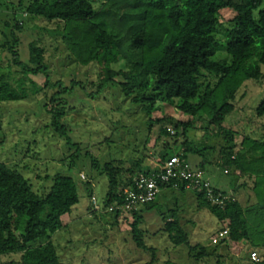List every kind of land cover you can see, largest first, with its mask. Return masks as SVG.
Here are the masks:
<instances>
[{"label": "trees", "instance_id": "trees-1", "mask_svg": "<svg viewBox=\"0 0 264 264\" xmlns=\"http://www.w3.org/2000/svg\"><path fill=\"white\" fill-rule=\"evenodd\" d=\"M6 8L8 14L0 20L3 24L0 50L9 56L6 67L0 63V109L3 102L29 95L45 100V110L51 114L50 127L76 149L70 155L69 167L80 156L89 160L91 173L87 180L78 179L86 191L88 208L94 214L110 213L116 220L129 215L137 247L154 254V249L146 246L144 231L138 224L144 213L156 208L155 198L124 213L125 192L135 189V177L157 173L172 155H180L191 167L203 170L201 164H190L184 157L192 151L189 128L194 119L205 118L208 125L230 137L223 149V171L229 174L230 164L234 177L252 180L253 199L243 206L230 192L234 186L226 190L212 182L213 193L220 191L227 196L222 206L209 201L202 186L185 189L183 182L173 179L159 183L160 190L192 191L197 207L207 210L217 220L215 233L222 236L220 242L229 244L235 254L242 255L246 245L261 250V260H251L252 251L247 253V258L252 264H264V141L244 136L241 147L235 151L231 132L222 126L235 110L234 101L246 81L264 79V0H15ZM220 11H231L234 15L224 24ZM18 14L32 21L40 19L54 24L38 30L53 38L60 37L66 50L65 60L73 67L69 76L51 71L46 48L38 40L29 42V55L25 61L20 60L19 33L24 22L15 18ZM219 51L225 52L230 61L214 60L212 57ZM87 68L94 70V79L90 71L82 72L81 69ZM37 75L43 78L40 87L31 79ZM113 84L119 86L131 104L141 106L147 116V132L151 133L158 124L156 140L166 139L156 166L152 158L148 166L140 160L111 159L101 163L87 152L82 154L68 135L67 125L62 121L70 109L66 95L79 90L93 99ZM88 85L96 90H86ZM161 104L175 107L191 120L176 123L171 135L166 127L170 116L152 117ZM254 110L256 117L264 118V98ZM179 135L183 138L181 150L168 154L167 149L178 144ZM96 176L106 178L102 195L94 190L92 180ZM46 178H50L51 185L39 195L22 173L0 162V255H18L7 264H64L51 238L69 225L70 221L63 218H71L72 208L79 201L78 182L60 173ZM240 187L246 185L242 183ZM95 205H98L96 210ZM110 207L114 208L109 211ZM157 213L175 246L186 245L196 260L205 256V247L189 244L175 207Z\"/></svg>", "mask_w": 264, "mask_h": 264}, {"label": "rangeland", "instance_id": "rangeland-1", "mask_svg": "<svg viewBox=\"0 0 264 264\" xmlns=\"http://www.w3.org/2000/svg\"><path fill=\"white\" fill-rule=\"evenodd\" d=\"M15 0H0V20L8 14L7 7ZM98 2L95 3V7ZM234 13L220 11V19L224 24L229 22ZM12 16L10 15V19ZM21 19L24 26L19 33V58L25 61L29 55L28 44L38 40L46 48V60L50 63L53 73L69 76L71 63L65 60L66 50L60 37L53 38L46 31L38 30L39 27H52L54 24L46 23L40 19L32 21L15 15ZM3 24L0 22V29ZM8 54L0 50V63L7 66ZM214 60L230 61V57L219 51L212 57ZM61 65H57L58 63ZM115 69L118 65L113 66ZM82 72L90 71L91 78H95L94 70L81 69ZM67 74V75H66ZM74 77H76L74 75ZM31 79L40 87L43 83L41 75L31 76ZM120 77L117 78L119 80ZM55 87L50 88L53 90ZM86 90L95 91L96 87L88 85ZM264 98V79L260 81L248 80L238 92L234 101L235 110L225 118L223 128L233 136L234 150L241 146L244 136H250L264 141V118L255 115V108ZM66 100L70 109L67 110L62 121L67 125V133L73 142L77 143L80 152L89 153L99 162L104 163L111 159L143 161V165L156 166L161 159L162 142L166 139L156 140L158 124L153 126L151 133L147 132V116L141 106L130 103L120 91L118 85H110L103 89L99 96L90 98L79 90L67 94ZM43 98L29 95L27 98L3 102L0 109V162L17 169L29 179L33 190L43 195L51 185L50 177L55 173L69 175L77 182L78 203L73 206L71 218L64 216V221H70L65 228L59 229L52 236V241L57 247L64 264H252L247 258V253L256 251L260 257L262 251L251 249L247 245L243 254H235L229 244L225 246L221 241L222 236L215 232L218 223L207 210L197 207L192 191L180 192L178 190L163 189L155 197V209L144 213L138 224L143 230V239L147 247L154 249V254L149 250L137 247L131 233L132 218L125 214L117 220L106 212L93 213L88 207L86 191L80 184L82 177L91 173L89 160L80 156L75 164L70 165V155L76 149L66 144V139L50 127L51 114L44 107ZM170 116L166 127L172 135L176 123H186L189 116L183 115L178 109L161 104L152 117ZM179 131L182 127L179 126ZM207 124L205 118H196L189 128L187 135L190 139L191 152L184 157L190 164L199 165L210 176L211 182L230 192L243 206L253 199L252 180L247 177L236 178L233 168L223 171V149H226L230 139L224 132ZM174 140V138L172 139ZM178 144L167 149L171 154L181 150L182 135L177 137ZM195 150L198 152L195 153ZM81 154V155H82ZM157 160V161H156ZM90 179V178H88ZM95 193L102 195L106 185L105 177L96 176L92 180ZM244 183L245 188L240 187ZM46 189V190H45ZM98 207V205H97ZM167 207L176 208L180 225L185 231L190 245H202L206 254L196 260L186 245L175 246L163 230V221L157 211L161 213ZM96 210V207H94ZM124 214V213H123ZM213 239L216 241L214 242ZM18 255H0V264L17 259Z\"/></svg>", "mask_w": 264, "mask_h": 264}, {"label": "built area", "instance_id": "built-area-1", "mask_svg": "<svg viewBox=\"0 0 264 264\" xmlns=\"http://www.w3.org/2000/svg\"><path fill=\"white\" fill-rule=\"evenodd\" d=\"M80 176L85 179L83 174H80ZM173 179L183 182L185 189L195 190L200 189L202 186L208 193L207 199L221 206L227 198V196L221 195L220 191L217 193L212 192L211 180L203 170L191 167L180 155L176 154L167 159L157 173L151 175L140 174L133 179L135 189H129L125 192L127 202L122 211L128 213L139 204L152 201L160 190L159 183H169ZM91 203H95L94 197L91 198ZM94 207L98 209L97 205ZM113 208L110 207L109 211ZM213 241L215 242V239ZM250 258L253 261L260 260L256 251L250 253Z\"/></svg>", "mask_w": 264, "mask_h": 264}]
</instances>
